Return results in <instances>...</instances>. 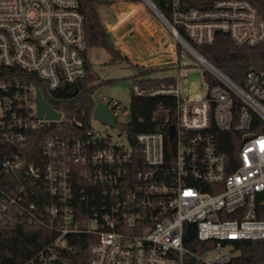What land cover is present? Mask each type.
I'll return each instance as SVG.
<instances>
[{
	"label": "built area",
	"instance_id": "obj_1",
	"mask_svg": "<svg viewBox=\"0 0 264 264\" xmlns=\"http://www.w3.org/2000/svg\"><path fill=\"white\" fill-rule=\"evenodd\" d=\"M97 1L143 3L171 33L164 29L159 52L178 56L179 45L186 48L203 65L207 90L190 98L176 80L135 83L138 97L176 98L159 131L130 135L131 104L103 94L93 96L90 115L51 105L59 119L41 118L36 90L44 97L43 91L21 76L39 79L49 93L64 83L75 89L83 80L87 41L80 2L0 0V136L15 150L3 171L17 179L2 192L0 217L20 216L53 233L23 264H228L238 253L234 242L264 240L256 210L264 192V68L250 67L239 83L195 44H212L218 32L238 44H258L264 0ZM98 103L108 106L115 125L93 116ZM92 118L106 128L95 129ZM50 123L68 131L46 135L42 158L26 163L32 135ZM220 133L234 134V159L222 151ZM192 232L195 240L187 244ZM86 243L84 258L79 246Z\"/></svg>",
	"mask_w": 264,
	"mask_h": 264
},
{
	"label": "trees",
	"instance_id": "obj_2",
	"mask_svg": "<svg viewBox=\"0 0 264 264\" xmlns=\"http://www.w3.org/2000/svg\"><path fill=\"white\" fill-rule=\"evenodd\" d=\"M80 9L85 17V34L87 49L91 46L104 47L109 51L118 50L108 38L107 30L97 12V0H79ZM158 5V3H157ZM181 45H179V48ZM196 49L211 62L216 64L230 77L239 83H243L246 71L252 67L255 69L264 68V40L255 45L238 44L226 32H218L212 44H195ZM86 62L87 74L77 85V92L74 93V85L64 83L59 90L49 93L44 88L39 79L29 75H22L21 79L34 82L43 91L47 102L53 107L70 111L74 110L79 116L83 112L90 115L94 105V87L87 88L86 83L89 78V59ZM128 58V57H127ZM129 59V58H128ZM139 78L137 82L143 87L158 86L161 84H172L174 77H152L148 73L152 66L135 64ZM113 83V81H106ZM176 105V98L168 95L153 97H138L133 95L132 121L127 126L130 135L138 132L159 131L164 129L167 123V116L172 113ZM170 110V112L168 111ZM63 128L64 124L50 123L37 130L30 140L28 149L25 151L24 160L29 163L42 158L43 140L46 135L56 133ZM71 131H77L75 127ZM232 133H220L219 138L223 140L222 151L226 152L229 159H234L237 154L238 145L232 138ZM14 147L3 141L0 136V202L3 198L2 192H7L12 187H16L17 179L15 175H8L3 171V162L10 155ZM22 180L24 176L20 175ZM28 184V182H27ZM36 199V198H35ZM257 215L264 219V192L257 197ZM53 238V233L47 228L28 223L27 220L18 216V221L0 217V264H23L36 254ZM195 240L193 232L186 236L185 242L192 243ZM238 251L228 264H264V240H242L233 243ZM80 256L87 255L86 244L80 246Z\"/></svg>",
	"mask_w": 264,
	"mask_h": 264
},
{
	"label": "rangeland",
	"instance_id": "obj_3",
	"mask_svg": "<svg viewBox=\"0 0 264 264\" xmlns=\"http://www.w3.org/2000/svg\"><path fill=\"white\" fill-rule=\"evenodd\" d=\"M143 7L141 2L137 7L128 2L97 4V12L108 38L118 50L109 51L97 46L87 49L90 65L86 87H94V98L103 94L129 106L133 98L132 87L139 78L135 64L141 65L145 61V64L152 66L149 76L174 77L184 96L195 98L204 95L208 80L203 65L183 46L179 48L178 56L159 52L166 41V33H171L148 8ZM122 34L125 35L121 37ZM146 54L150 55L148 59L145 58ZM91 122L95 129L106 128L103 122L93 118ZM107 129L117 133L116 129Z\"/></svg>",
	"mask_w": 264,
	"mask_h": 264
},
{
	"label": "water",
	"instance_id": "obj_4",
	"mask_svg": "<svg viewBox=\"0 0 264 264\" xmlns=\"http://www.w3.org/2000/svg\"><path fill=\"white\" fill-rule=\"evenodd\" d=\"M77 92V87L74 89V93ZM36 103L37 114L39 117H45L46 119H59L60 112L56 111L43 97L40 89L36 90ZM93 116L103 122L111 125L116 124V118L109 110L108 106L102 103H98L94 109Z\"/></svg>",
	"mask_w": 264,
	"mask_h": 264
},
{
	"label": "crops",
	"instance_id": "obj_5",
	"mask_svg": "<svg viewBox=\"0 0 264 264\" xmlns=\"http://www.w3.org/2000/svg\"><path fill=\"white\" fill-rule=\"evenodd\" d=\"M148 48H150L149 45H148ZM151 49H152V48H151ZM158 60H159V59H157V61H158ZM145 63H147V62L144 61V63H142L141 65H147V64H145ZM136 64H137V63H136Z\"/></svg>",
	"mask_w": 264,
	"mask_h": 264
}]
</instances>
